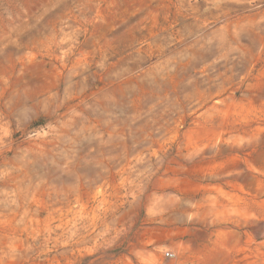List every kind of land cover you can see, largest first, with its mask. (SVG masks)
Segmentation results:
<instances>
[{
    "label": "rangeland",
    "instance_id": "1",
    "mask_svg": "<svg viewBox=\"0 0 264 264\" xmlns=\"http://www.w3.org/2000/svg\"><path fill=\"white\" fill-rule=\"evenodd\" d=\"M0 264H264V0H0Z\"/></svg>",
    "mask_w": 264,
    "mask_h": 264
},
{
    "label": "built area",
    "instance_id": "2",
    "mask_svg": "<svg viewBox=\"0 0 264 264\" xmlns=\"http://www.w3.org/2000/svg\"><path fill=\"white\" fill-rule=\"evenodd\" d=\"M165 256L169 259L174 258V254L172 252H166Z\"/></svg>",
    "mask_w": 264,
    "mask_h": 264
}]
</instances>
